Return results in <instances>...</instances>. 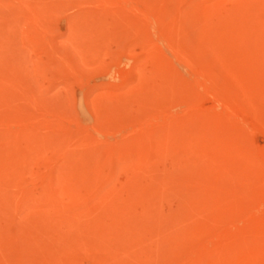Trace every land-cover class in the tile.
Listing matches in <instances>:
<instances>
[{
    "label": "rangeland",
    "instance_id": "obj_1",
    "mask_svg": "<svg viewBox=\"0 0 264 264\" xmlns=\"http://www.w3.org/2000/svg\"><path fill=\"white\" fill-rule=\"evenodd\" d=\"M0 264H264V0H0Z\"/></svg>",
    "mask_w": 264,
    "mask_h": 264
}]
</instances>
